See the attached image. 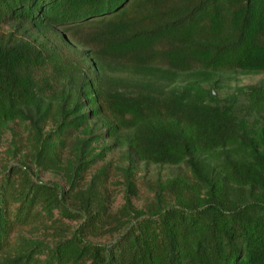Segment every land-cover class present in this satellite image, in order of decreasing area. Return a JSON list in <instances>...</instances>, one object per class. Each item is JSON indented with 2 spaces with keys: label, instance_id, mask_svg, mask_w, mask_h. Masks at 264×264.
I'll use <instances>...</instances> for the list:
<instances>
[{
  "label": "trees",
  "instance_id": "1",
  "mask_svg": "<svg viewBox=\"0 0 264 264\" xmlns=\"http://www.w3.org/2000/svg\"><path fill=\"white\" fill-rule=\"evenodd\" d=\"M4 26L24 37L6 38ZM122 63L141 74L137 84L108 73ZM218 71L264 72V0H0V134L26 125L32 160L64 170L70 191L116 146L142 162L184 165L193 178L158 181L156 206L138 210L133 169H123L126 227L106 246L87 236L105 228L97 184L107 168L81 208L60 186L35 181L26 164L8 169L0 264H264V83L220 99L203 85ZM76 134L83 137L62 167L58 152ZM55 211L83 220L71 237L15 246V234Z\"/></svg>",
  "mask_w": 264,
  "mask_h": 264
},
{
  "label": "rangeland",
  "instance_id": "2",
  "mask_svg": "<svg viewBox=\"0 0 264 264\" xmlns=\"http://www.w3.org/2000/svg\"><path fill=\"white\" fill-rule=\"evenodd\" d=\"M1 34L9 38L11 34H15L16 38L24 37V34L18 33L15 26H4ZM27 36V35H26ZM42 41H46V37L39 36ZM118 70H108L112 77L125 80L129 84L135 83L142 79L138 72L124 67ZM152 81V78H149ZM184 80H188L186 77ZM264 83V72L251 73L241 71H218L211 73L203 82L206 88H211L213 94L225 99L237 93L239 88L249 86H258ZM130 89V88H129ZM245 97L241 96L238 103L239 112L246 106ZM97 121V120H96ZM94 121V123L96 122ZM98 122V121H97ZM264 126V120L260 122ZM53 128L52 120H48L44 127L45 132H50ZM105 129H99V132ZM75 137H83L76 134L74 138L68 141V146L59 150L61 155L60 166L66 167L69 160L73 158L74 151L71 149ZM27 126L20 123H14L11 128L5 129L0 134V177L3 176L8 169L25 164L30 168V173L35 181L43 182L49 185H58L67 195V202L72 208H81L83 204L82 194L92 184L96 174L102 168H107L106 174L102 177L101 182L97 184V191L102 203L107 206V216L105 228L95 235H88L87 239L95 244L110 245L124 232L126 225L121 222L126 220L123 217L124 208L127 204L129 196L127 175L123 169L132 168L133 175L131 180L134 185V196L132 204L138 210H149L156 206L155 192L152 190L158 181H166L178 176L193 179L190 171L184 165L169 166L156 165L152 163L139 161L128 147L116 146L104 154V157L98 160L94 165L89 167L82 173V177L76 182V186L71 190V184L64 176L62 169H41L32 160L33 149L29 141ZM14 142L17 146L15 148ZM107 146L113 145L112 140H107ZM95 153L102 151L103 142L93 143ZM168 200V198H167ZM169 201V200H168ZM170 202V201H169ZM121 221V222H120ZM83 220H70L62 217L58 211H55L54 217L49 219L45 224L38 225L32 229H25L14 235L15 246L24 245L29 241H42L49 245H54L60 240L72 236L76 228ZM13 257L8 254L5 257Z\"/></svg>",
  "mask_w": 264,
  "mask_h": 264
}]
</instances>
